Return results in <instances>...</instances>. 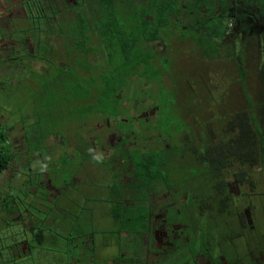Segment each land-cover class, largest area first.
<instances>
[{"label":"flooded vegetation","instance_id":"1","mask_svg":"<svg viewBox=\"0 0 264 264\" xmlns=\"http://www.w3.org/2000/svg\"><path fill=\"white\" fill-rule=\"evenodd\" d=\"M222 1L197 0L199 6L191 7L187 5L186 0H179L182 12H177L175 19L182 30L177 33L178 39L170 41L171 44L166 41V38L157 44L145 41V49L149 47L152 49L155 61H162L164 55H169L174 57L175 61L183 60L187 67L203 66L207 69L208 77L212 76L214 69L206 65L215 56L213 54L215 50L213 51V42L210 40L206 48L208 54H205L204 44L209 40L203 31L205 30L203 26L198 25V20L204 21L210 15H223ZM27 2L28 0H6L5 2L7 9H11V5L16 4L18 23L26 17ZM226 2L228 7H232L233 21L229 24L225 40L230 41L231 33H237L234 38L242 44L246 37L244 25L247 2L245 0H226ZM66 3H69V13L77 0H66ZM217 4L218 6H215ZM63 8H65L64 4ZM240 11L244 13L241 19L237 17ZM68 19L62 24L68 35L62 40L63 45L58 43L59 40L51 37L49 54L46 56L36 49L35 39L23 40L22 34L16 39V45L11 46L9 42L5 44L4 49L7 54L0 60V72L10 71L15 75L11 77L15 78V81L19 78L27 79L33 87L41 85L43 90L53 87L57 92L63 93L70 82L74 81L77 87L74 79L76 75L91 76L96 64H100L96 72L101 70L102 65L108 67L105 64L108 63L109 57L103 54L101 40L96 32H93L92 24L78 22L75 17H69V14ZM242 21L243 24H241ZM247 21L251 23V36L258 34L261 30L264 32V19H255L250 16ZM25 24V27L20 28L23 34L28 28L27 23H23V26ZM38 25V23L35 24L36 29ZM54 25L58 26L59 23ZM86 25L89 27L88 36L81 37L84 35L83 30ZM76 30L80 34L79 40L83 46L82 54L79 55L71 52L77 48L78 39L71 38V32ZM51 33L54 34L56 31L52 29ZM199 42H203L202 46ZM170 45L179 47L180 52L177 54L176 48ZM88 50H94V52L87 53ZM225 55L226 53H223L218 56L224 60ZM68 56L72 57L70 64L65 60ZM252 56H255V53ZM81 57L89 58L92 69L80 68L77 61L82 60ZM114 58L118 61L117 53ZM242 58L245 62L246 55ZM58 67L62 68V73L58 71ZM223 67L225 68L226 65L223 64ZM66 72L75 74L73 78L66 75V78H69L67 84L64 78ZM126 73L127 77L133 80L134 72ZM134 91L135 87L132 84L116 94L120 97V102H117L116 106L125 113L115 114L121 117H109L101 113L89 118L75 117L71 110L81 106L82 102L80 97L82 92H79L77 87L75 92H71L76 95L73 102L67 106V99H65L63 106L58 107L55 113L54 131H51L50 118H47V123L41 119L38 120V131L27 130L24 133L17 126L9 127L18 156L17 180L10 183L13 174L11 170L6 171L1 176L0 194H9L11 188L17 189L15 192L19 196L17 198L19 212L12 215L9 201L2 197L0 215L3 226L16 224L21 230L14 231L9 237L4 238L1 235L4 250L0 264H19L22 257L30 253L29 240L33 233L23 231V227L31 229L33 225L30 219L23 220L21 212L24 209L23 204L31 203L34 195H36L34 205L39 206L41 188L48 192V201L52 206L57 204L65 207L87 202L95 205L96 230L85 234L88 229L84 228L80 240L75 241L74 244L76 247L82 244L81 252L89 253L92 251V239L96 238L95 241L98 244L96 250L100 252V257L102 258L103 255L114 257L110 264H231L230 254H236L243 259L249 258L255 264H264V234L262 232V235L258 234L255 229L250 237L244 235L234 245L226 240L229 244L228 248L220 256L201 254L202 246L199 245L201 240L199 237L210 239V241H214L215 237H221L222 240L216 239V242L219 240L222 245L224 238H227L231 232L230 227H226L221 231L218 230L222 233L221 235H218L216 231V236L212 239L208 236L209 229L213 228L211 223L213 219L203 217L205 214L203 206L213 205L215 189L212 186L220 182L225 187L224 195L218 200V204L223 207H227L225 196L231 193L240 195L238 191L241 189V183L235 180L233 173L223 170L218 174V178L214 177V181L210 182L211 175L208 168L198 166L195 148L200 141H203L200 136L205 137L209 132L208 120L214 114L213 105L208 104L209 109L201 114L193 109L192 113L178 119L182 127L186 126L183 130L182 127H176L170 123L171 120L166 119L167 107L161 98L156 102L151 100L148 97L150 91L146 88V93L143 91L146 95L145 99L142 102L133 101L130 96ZM72 105L73 108H71ZM185 134L188 137L184 140ZM31 140H46V149L31 150L29 146ZM81 142H88L89 148ZM47 152L51 158L44 156ZM136 154H146L145 159L148 162L155 158L158 164L148 168L138 166L134 160ZM56 163H64V165L55 168ZM152 169L160 174L158 180H150L149 174ZM253 169L254 176H258L260 169L256 167ZM73 170L74 174L70 175ZM39 172H43L40 176L41 180L29 183L30 175L38 177ZM29 190L33 195L27 194ZM205 194H210L211 197L208 199L202 197ZM114 199L120 200L121 209L114 208L118 203ZM117 216L124 222V228L119 226L117 220H114ZM67 218L64 209H59L56 214L52 213L48 225L55 228V232L68 231L70 227L67 225ZM248 218L251 221V215ZM251 227H253L252 223ZM20 235L21 239L18 238ZM7 238L9 243L6 242ZM63 245L64 243L58 247L57 256L62 262L59 264L65 263ZM190 254L194 255L192 259ZM52 264H55L53 259ZM97 264L103 263L100 261Z\"/></svg>","mask_w":264,"mask_h":264},{"label":"trees","instance_id":"2","mask_svg":"<svg viewBox=\"0 0 264 264\" xmlns=\"http://www.w3.org/2000/svg\"><path fill=\"white\" fill-rule=\"evenodd\" d=\"M213 1L217 0H211ZM245 2L248 5L244 25L246 37L242 44L234 38L237 33H231L230 41L225 40L229 24L233 21L232 7L227 6L226 0L221 2V7L224 9L223 15H210L204 21L198 20V25L203 26L205 29L203 31L209 40L204 44L205 54H208L206 48L210 40L213 42V51L218 52L214 53L215 56L206 65L214 69L210 77L207 73L198 74L197 69L207 72L203 66L187 67L183 60L175 61V58L169 55H164L162 61H155L152 49L150 47L145 49V41L157 44L166 38V41L171 44L170 41L178 39L179 26L175 16L177 12H182L179 0H77L69 13V3H66V0H28L26 17L23 19V22L28 24L23 40L35 39L36 49L45 56L49 54L51 37L56 38L59 40L58 43L63 45L62 40L68 36L62 26L69 20L68 14L69 17H75L76 21L91 23L94 27L93 32H96L101 40L103 54L109 57L108 63L105 64L108 67L102 65L101 70L96 72L95 70L100 68V64H96L93 70L97 74L91 73V76L87 77L84 75L74 77V73L68 72L64 75L66 84L69 81V78H66L67 74L69 77H74L79 92H82L81 106L76 109V112L71 111L77 118H89L100 113L109 117H121L119 114L125 112L116 106V103L120 102V97L116 94L132 84L135 87L134 93L130 96L133 101L142 102L145 99L147 88L150 91L148 97L151 100L156 102L161 98L164 101L167 107L166 119L171 120L170 123L176 127H182L178 119L192 113L193 109L201 114L209 109L208 102L213 103L214 114L208 120L209 132L205 137L200 136L203 141H200L195 148L198 155V166L208 168L211 175L210 182L214 181V177L218 178V174L223 170L233 173L235 180L241 183V189L238 191L240 195L233 193L226 195L227 207H223L218 204V200L224 195L225 187L220 182L213 185L215 203L203 206V213H205L203 217L213 219L211 222L213 228L208 231L211 239L216 236V231L230 227L231 232L227 240L231 245L245 235V230L248 232V230L255 229L258 234L261 232L264 234V32L261 30L255 34L257 36H251V23L247 21L250 16L255 19H264V0H245ZM186 3L191 7L199 6L197 0H186ZM237 17L241 19L244 13L238 12ZM36 23L39 24L37 29ZM55 23L59 25L55 26ZM52 29L56 33L52 34ZM88 32L89 27L86 25L83 30L84 35L81 37H87ZM71 33V38L78 39L76 50H71V52L76 55L82 54L80 34L77 30ZM170 47L175 46L170 45ZM175 48L178 54L180 48ZM88 52H94V50H88ZM116 53L118 61L114 58ZM223 53H226L224 60L218 56ZM253 53L255 56H252ZM245 55L246 61L244 62L242 57ZM81 58L82 60L77 61L80 68L90 69L89 58ZM65 60L70 64L72 57L68 56ZM223 64L226 65L225 68ZM58 71L63 72L60 67ZM126 72H134L133 80L127 77ZM137 81H140L139 84L135 83ZM68 85L73 92L76 91L74 81ZM228 92L229 95L232 93L231 98L226 96ZM235 94L237 99L233 101L232 95ZM89 98L91 99L88 101ZM115 113H119L118 116ZM185 127L183 125V130ZM185 135L184 140L188 137L187 134ZM81 143L87 148L90 146L88 142ZM46 145V140L29 141L31 150L42 151L46 149ZM44 156L51 158L48 152ZM145 156L146 154H136L135 164L143 168L158 164L155 158L148 162ZM17 160L18 156L10 130L0 122V178L6 171L11 170L13 177L10 183L17 180ZM60 165L63 166L64 163H56L54 167L58 168ZM71 165L73 166L72 163ZM255 167L260 169L258 176H254L253 168ZM72 174L74 170L70 175ZM42 175L43 172H39L38 177L30 175L28 182L40 181ZM159 177L158 171L152 169L149 174L150 180L155 181ZM220 181L222 182L223 179L221 178ZM226 192L228 193L227 188ZM27 194H32V191L29 190ZM2 197L9 201L8 205L12 215L19 212L17 207L19 196L13 188L10 189L9 194H0V201ZM32 197L33 201L24 203V209L21 212L23 220L30 219L33 225L31 229L23 227V231H31L33 234L29 240L30 253L22 257V262L52 264L53 259L55 264L62 263L57 252H59L58 247L63 243L64 264H97L100 261L103 264H110L113 261L114 257L110 255L100 257V252L96 250L98 248L96 238L92 239V246L90 245L92 251L89 253L81 252L82 244L77 247L74 244L75 241L80 240L84 228L88 229L85 234L96 230L95 205L87 202L82 205L65 207L57 204L52 206L48 201V192L43 188L39 192L38 207L34 205L36 195ZM202 197L208 199L211 195L205 194ZM114 200L118 201L114 208L121 209L120 200ZM59 209H64L68 216L67 225L70 227L68 231L55 232V228L48 225L52 213L56 214ZM249 215H251V221L248 218ZM114 220H117L119 226L124 228V222L120 221L121 218L117 216ZM198 225H200L199 222ZM221 234L218 232V235ZM199 238L201 239L199 245L202 246L201 254L212 255L210 244L213 242L210 239ZM219 240H222L221 237ZM0 245L1 261L4 247L2 243ZM190 255L192 259L194 255ZM229 257L231 264H255L251 259H243L236 254H230Z\"/></svg>","mask_w":264,"mask_h":264},{"label":"rangeland","instance_id":"3","mask_svg":"<svg viewBox=\"0 0 264 264\" xmlns=\"http://www.w3.org/2000/svg\"><path fill=\"white\" fill-rule=\"evenodd\" d=\"M4 1L6 0H2V3H4ZM14 6H16L15 3ZM22 22L23 21H20L17 26H21L23 28L24 22ZM21 29H18V31H16V38H19L21 34L24 35ZM180 29L181 28H178V33H180ZM9 35H11V32L9 33ZM195 37L198 38L197 35H195ZM8 42L9 41L5 39L4 31L0 30V50L2 52L5 50V44H9ZM202 43L203 42H199L201 46ZM214 53L215 51L213 52V54ZM197 70L198 74L207 73L206 71L203 72L202 70ZM13 75L14 74H12L10 71L0 72V122H2L3 126L7 129L9 127L13 128L17 126L22 130V132L25 133L27 132V130L38 131V120L41 119L44 123H47V118H50L51 131H54V125L56 124L55 113L58 111V107L63 106V104L65 103V99H67L66 104L68 106L76 97V95L71 93L73 91L71 87L68 86L66 88V91H64L63 93L57 92L53 87L43 90V87L41 85L33 87L27 81V79L20 80L19 78L18 81H15V78H11L13 77ZM139 82L140 81H137L135 83L139 84ZM231 94L232 93H230L229 95L228 92L226 96L228 98H231ZM232 98L233 101H235V99H237L236 94L232 95ZM208 104H210L211 106L213 105V103L209 102ZM71 108H73V105L71 106ZM77 108H79V106L73 108L71 111L74 113L76 112ZM1 180L2 178H0V182ZM15 190L17 191V189ZM1 222L2 220L0 215V244L1 235L5 238V236L9 237V235L14 231L21 230L16 226V224H8L7 226H3ZM244 232L247 237H250V235L252 234V230H248V232L245 230ZM18 238L21 239V235L18 236ZM215 239H213V243L210 244V252L212 254V257L220 256L223 251L228 248L229 245L226 241L227 238H224L222 245L220 244L219 240L216 242ZM6 242L9 243L8 238L6 239ZM22 261L18 263L24 264Z\"/></svg>","mask_w":264,"mask_h":264},{"label":"crops","instance_id":"4","mask_svg":"<svg viewBox=\"0 0 264 264\" xmlns=\"http://www.w3.org/2000/svg\"><path fill=\"white\" fill-rule=\"evenodd\" d=\"M5 2L2 3V0H0V30L4 31V35H5V39L9 41V43L13 45H16V31L18 30V28L20 29V27L17 28V23L19 16H17L16 14V6H12L11 5V9H7L5 8ZM11 32V35H9V33ZM14 36V37H13ZM7 54L6 50H4L3 52L0 50V60L3 56H5ZM10 55H12V53H10Z\"/></svg>","mask_w":264,"mask_h":264}]
</instances>
